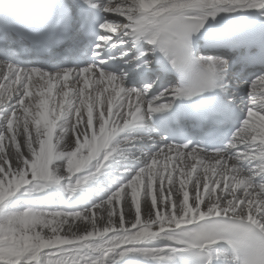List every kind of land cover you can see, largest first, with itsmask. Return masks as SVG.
Wrapping results in <instances>:
<instances>
[{
	"label": "snow or ice",
	"instance_id": "1",
	"mask_svg": "<svg viewBox=\"0 0 264 264\" xmlns=\"http://www.w3.org/2000/svg\"><path fill=\"white\" fill-rule=\"evenodd\" d=\"M0 264H264V0H0Z\"/></svg>",
	"mask_w": 264,
	"mask_h": 264
},
{
	"label": "bare ground",
	"instance_id": "2",
	"mask_svg": "<svg viewBox=\"0 0 264 264\" xmlns=\"http://www.w3.org/2000/svg\"><path fill=\"white\" fill-rule=\"evenodd\" d=\"M71 135L74 136V134L70 132V133L65 137V140H64V142H63L64 146H68V147L71 146V141H72V139H73V138H72V139L70 138ZM68 139H69V140H68ZM67 141H69V144L66 143ZM142 207H143V204H142Z\"/></svg>",
	"mask_w": 264,
	"mask_h": 264
},
{
	"label": "rangeland",
	"instance_id": "3",
	"mask_svg": "<svg viewBox=\"0 0 264 264\" xmlns=\"http://www.w3.org/2000/svg\"><path fill=\"white\" fill-rule=\"evenodd\" d=\"M70 138L72 139V138H73V135H71ZM68 140H69V139H68ZM66 143L69 144V141H67Z\"/></svg>",
	"mask_w": 264,
	"mask_h": 264
}]
</instances>
